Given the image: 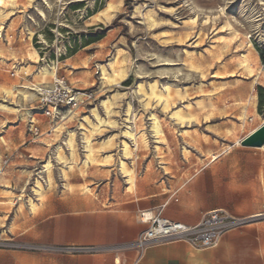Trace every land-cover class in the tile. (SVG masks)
<instances>
[{"label": "rangeland", "instance_id": "rangeland-1", "mask_svg": "<svg viewBox=\"0 0 264 264\" xmlns=\"http://www.w3.org/2000/svg\"><path fill=\"white\" fill-rule=\"evenodd\" d=\"M108 3L116 6L110 21L99 17ZM2 9L0 87L11 89L13 96L1 91L0 104L13 110L0 108V202L7 203L0 205V264H19L22 252L36 250L22 232L35 215L30 202L40 203L37 181L45 195L40 210L59 201L113 207L130 196L118 167L121 159L133 169L135 180L153 177L152 170L161 165H183V201L191 204L195 195L204 197L198 219L217 202L244 219L242 227L260 228L264 264V170L254 173L259 164L264 166V150L235 152L251 130L264 124V0H17ZM195 13L198 23H185ZM243 54L250 56L252 75L239 66ZM113 61L125 68L126 76L103 79L100 66L112 74ZM42 65L54 68L48 86L36 77ZM54 79L64 80L77 102L47 114L38 104V89L51 88ZM148 85L164 93L170 89L168 110L163 100L149 101L139 92L140 86L148 92ZM22 93L28 95L26 101ZM106 99L116 125L103 123L90 135L89 123L98 122L94 108L108 118L101 106ZM177 109L198 121L178 124L170 115ZM152 113L161 121L164 143L155 142ZM57 125L61 129L54 133ZM129 126L145 133L147 148L135 150L133 141L122 137ZM185 130H190L188 136L182 134ZM71 135L74 152L67 144ZM86 135L98 160L112 155L111 165H85ZM122 141L133 149L128 158ZM237 159L240 165H235ZM249 167L252 174L244 172ZM4 191L13 193L5 196Z\"/></svg>", "mask_w": 264, "mask_h": 264}, {"label": "crops", "instance_id": "crops-1", "mask_svg": "<svg viewBox=\"0 0 264 264\" xmlns=\"http://www.w3.org/2000/svg\"><path fill=\"white\" fill-rule=\"evenodd\" d=\"M246 149L255 148L241 147L235 152L248 153ZM235 161L240 165V160ZM252 170L244 172L252 174ZM257 170L263 172L262 163L254 173ZM152 173L147 180H136L134 193L113 207L49 203L24 226L22 235L36 250L22 252L19 264H262L258 227L228 230L210 249L194 248L181 238L143 243L148 220L161 217L194 226L204 210L200 209L202 195H195L191 204L183 201V165H161ZM205 210L227 211L217 202Z\"/></svg>", "mask_w": 264, "mask_h": 264}, {"label": "bare ground", "instance_id": "bare-ground-1", "mask_svg": "<svg viewBox=\"0 0 264 264\" xmlns=\"http://www.w3.org/2000/svg\"><path fill=\"white\" fill-rule=\"evenodd\" d=\"M28 1H32V0H28ZM121 1V0H120ZM118 2H119V0H118ZM17 3V0H0V19H2V17H3V13H2V8H5V7H8L9 5H13V4H16ZM120 4V3H119ZM118 8H119V6H118ZM2 9V10H1ZM140 9V8H139ZM192 10H195V12H198L199 11V8L197 7V6H194V7H192ZM115 11H116V6L113 4V3H108L107 5H106V7L103 9V10H101L100 12H99V17H105L108 21H110V20H112L113 19V17H114V15H115ZM118 11V10H117ZM4 12V11H3ZM5 15V14H4ZM8 15V14H7ZM5 17V16H4ZM7 18V17H6ZM148 20L150 21V22H152L153 20H154V18H153V16H152V14H149L148 15ZM251 20V19H250ZM252 21V20H251ZM185 23H187V24H197L198 23V16H196V13H195V15H194V17L193 18H188V21H186ZM207 24V23H206ZM264 28V27H263ZM221 38H223V37H221ZM224 39V38H223ZM222 39V40H223ZM249 52V51H248ZM33 54V53H32ZM250 54V53H249ZM193 55V54H192ZM188 57V56H187ZM191 57V56H190ZM249 57L250 56H248L247 54H243L240 58H239V61H238V63H239V66H240V68H241V70L244 72V73H246V74H248V75H252L253 73H254V69L252 68V66H251V64H250V60H249ZM237 59V58H236ZM34 61L35 62H38V56H37V53H35L34 54ZM193 61V60H192ZM191 61V62H192ZM187 63H188V61H187ZM237 63V64H238ZM186 64V63H185ZM190 64V63H189ZM194 64V63H193ZM111 65V67H112V74H109L108 72H107V70H106V68L104 67V66H100L101 68V73H102V75H103V79H107V80H109V81H115V80H117V79H121V78H123V77H125L126 76V72H125V68L123 69L122 67H116V61H113V62H111V64H109V66ZM186 66H188V70H190L189 69V65H186ZM195 66H196V64H195ZM195 66H193L192 64H191V67H192V69L191 70H194L193 68H196ZM190 67V68H191ZM39 70H38V72L36 73V77H37V79H38V82L40 83V84H43V85H49V83H50V79L53 77V75H52V73L53 72H51L50 70H53L54 68H49L48 66H46V65H42V66H40V68H38ZM200 69H201V66L199 67V69H198V71H200ZM24 71L25 72H29L28 71V68H24ZM195 71V70H194ZM143 86V85H142ZM148 86H150V88H149V91L148 92H146L141 86L139 87V92H143V94H144V96H146L147 98H148V100L150 101L152 98H156L158 101H159V103H160V101L161 100H163V103H164V108L163 109H165V108H167V110H168V108H169V98H170V89L169 88H166V92L164 93V92H162V91H158V89H157V87L155 86V85H148ZM160 86V85H159ZM164 88V87H163ZM161 90V89H160ZM1 91H3V93L5 94H7L8 96L9 95H11V96H13V94H12V90L11 89H5V88H1L0 87V93H1ZM163 91H164V89H163ZM174 91V90H173ZM178 92H179V90H178ZM203 93V92H202ZM137 94H138V92H137ZM174 94V93H173ZM178 94V93H177ZM186 94V93H185ZM175 96H176V94H175ZM186 96V95H185ZM22 97L25 99V101L27 100V98H28V95L27 94H25V93H22ZM178 98V97H177ZM255 98V97H254ZM210 99V98H209ZM208 99V100H209ZM155 100V99H154ZM171 100V99H170ZM181 100V99H180ZM114 101V100H113ZM197 102V101H196ZM199 102V101H198ZM211 102V101H210ZM158 103V104H159ZM182 103V102H181ZM198 104V103H197ZM208 104V103H207ZM146 105H147V103H146ZM198 105H200L201 106V102L198 104ZM101 106L104 108V110H105V112H106V114H107V119H102L100 116H99V114H98V112H97V110H96V108H94L93 110H92V113H93V115L97 118V120H98V122L96 123V124H93V123H89L90 125H91V127H92V131H89V132H87V133H90V135H91V133L93 132V131H96V130H99V129H101L100 127H101V124H103V123H106V124H108V125H110V126H115L116 125V122L114 121V120H112L111 118H110V114H111V112H112V103L109 101V100H103L102 101V103H101ZM156 106H158V105H156ZM175 106V105H174ZM212 106H213V104H212ZM130 107V106H129ZM128 107V108H129ZM146 107V106H145ZM150 107V106H149ZM192 107V105L190 104V103H188L187 105H186V107L185 108H187V109H189V108H191ZM214 107V106H213ZM0 108H2V109H4V110H9V112H11V110H13V108H10V107H8L7 105H5V104H0ZM130 109V108H129ZM128 109V111H127V114H128V118H127V121H130L131 120V116H130V110ZM204 110V109H203ZM114 111V110H113ZM155 111V110H154ZM161 112H162V110H161ZM164 112V111H163ZM188 113V112H187ZM55 114H58L57 113V111L55 112ZM113 115V114H112ZM116 115V114H115ZM114 115V116H115ZM171 116H172V118L174 119V120H176L177 121V123L178 124H184L185 122H189L190 123V121H192V120H197V118H196V116H194L193 114H191V113H188L187 115H185V113H184V109L182 110V109H177L176 111H173V112H171V114H170ZM243 117V116H242ZM245 118V117H244ZM150 120H152L151 122H152V128H151V132H153L154 133V137L157 139L155 142H157V143H160V142H162V143H164V141L166 140L165 139V136H164V134H163V131H162V127H161V121H160V119L154 114V113H152L151 114V119ZM173 121V120H172ZM198 121V120H197ZM164 122V121H163ZM262 123H264V119H263V122ZM88 125V124H87ZM104 125V124H103ZM61 126L62 125H57V127L54 129V133H56L57 131H59L60 129H61ZM82 126V125H81ZM91 130V129H90ZM227 130H229V129H227ZM227 130H225V131H227ZM190 131V130H189ZM188 130H185L184 132H182V134H185L186 136H188L189 135V132ZM192 131V130H191ZM230 131H232L233 132V130H230ZM253 132V131H252ZM251 132V133H252ZM99 133V132H98ZM193 133V132H192ZM230 133V132H229ZM234 133V132H233ZM227 134H228V132H227ZM199 135V134H198ZM193 136V135H192ZM227 136V135H226ZM229 136V135H228ZM84 137V136H83ZM122 137H124V138H128V139H130V140H132L133 141V143H134V148H135V150H137L138 148H139V145H143L144 147H148V143H147V139H146V136H145V133L141 130V132H138V133H135L133 130H132V126H129V127H127L125 130H124V132H123V135H122ZM182 137H183V135H182ZM187 138V137H186ZM197 138V137H196ZM195 137H194V139L195 140H197ZM191 139V138H190ZM190 139H188V141H190ZM193 139V140H194ZM85 140V139H84ZM86 142H87V152H86V154H85V165H88L89 163H103V164H105V166H109V165H111L112 163H113V157H112V155H107V156H105L102 160L101 159H97L96 158V155L94 154V150H93V147H92V144H91V140H90V136H87L86 135ZM108 142V141H107ZM154 142V143H155ZM191 142V141H190ZM194 143H195V141H193ZM198 143H199V141H197ZM70 147H71V149H72V152H74V139H73V135H71L70 136V139H69V141H68V143H67ZM122 146H123V148H122V152H123V155L126 157V158H128L130 155H131V153H132V150L133 149H131V147H130V145L127 143V142H125V141H122ZM239 145H240V143H238ZM197 145V144H196ZM109 147V146H108ZM143 148V147H142ZM260 149H262V150H264V146H262ZM187 151V150H186ZM188 152V151H187ZM58 158L60 159V160H62V157H61V155H59L58 156ZM70 158V157H69ZM131 160V159H130ZM44 167V166H43ZM118 167H120V171H121V173L124 175V177H126V182H127V184H128V187H127V191L129 192V193H131V194H133L134 193V188H135V175H134V171H133V169H131V168H129L128 166H127V163L124 161V160H120V166H118ZM46 171H47V173L49 174L50 173V165L48 164V165H46V169H45ZM64 171V173L66 172L65 170H63ZM65 179V178H64ZM36 187H38V191H37V193H38V196H39V201H40V203H34V202H30V208H31V211L34 213V214H36L39 210H40V207H41V205H42V203L45 201L44 199H45V195L44 194H42V192H41V190H42V185H41V183L39 182V181H37L36 182ZM85 187V186H84ZM4 188V187H3ZM84 193L85 194H89L90 192H91V190L89 189V188H84ZM4 194H6L5 196H7L8 195V193H11L10 191H4L3 192ZM13 193V192H12ZM11 193V194H12ZM13 196V195H12ZM91 196H92V194H91ZM2 198V197H1ZM7 199V198H6ZM9 200V199H8ZM7 200V201H8ZM10 201H12L11 199H10ZM0 205L1 206H5V205H7V203L6 202H0ZM21 208H22V206H21ZM23 209V208H22ZM148 214V213H147ZM150 214V213H149ZM146 217V219H149V215H146L145 216Z\"/></svg>", "mask_w": 264, "mask_h": 264}, {"label": "built area", "instance_id": "built-area-1", "mask_svg": "<svg viewBox=\"0 0 264 264\" xmlns=\"http://www.w3.org/2000/svg\"><path fill=\"white\" fill-rule=\"evenodd\" d=\"M38 93V104L40 108L45 109L47 114L74 107L77 102V96L62 79H54L51 88H39ZM148 221L149 227L143 235V243L181 238L197 249L214 247L224 232L245 224L244 219L236 218L224 210L206 212L194 226H187L161 217Z\"/></svg>", "mask_w": 264, "mask_h": 264}, {"label": "water", "instance_id": "water-1", "mask_svg": "<svg viewBox=\"0 0 264 264\" xmlns=\"http://www.w3.org/2000/svg\"><path fill=\"white\" fill-rule=\"evenodd\" d=\"M240 146L246 148H261L264 146V124L255 132L244 138L240 142Z\"/></svg>", "mask_w": 264, "mask_h": 264}, {"label": "trees", "instance_id": "trees-1", "mask_svg": "<svg viewBox=\"0 0 264 264\" xmlns=\"http://www.w3.org/2000/svg\"><path fill=\"white\" fill-rule=\"evenodd\" d=\"M262 58L264 59L263 56H262ZM262 106H263V100H261V101L259 102L258 110H261Z\"/></svg>", "mask_w": 264, "mask_h": 264}]
</instances>
